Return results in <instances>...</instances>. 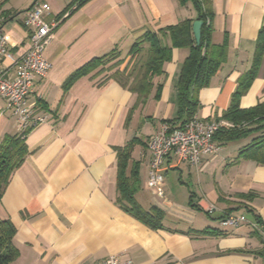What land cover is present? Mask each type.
<instances>
[{
	"label": "crops",
	"instance_id": "0c3cea01",
	"mask_svg": "<svg viewBox=\"0 0 264 264\" xmlns=\"http://www.w3.org/2000/svg\"><path fill=\"white\" fill-rule=\"evenodd\" d=\"M73 1L0 0V33L8 41L0 65L9 74L29 44L25 12L47 3L45 18L55 22L44 51L52 67L35 80L27 99L45 121L27 133L28 154L0 198V220L16 227L18 255L10 264H93L110 255L133 264H264V230L251 225L264 222V163L251 152L240 153L252 136L216 141L217 151L204 154L198 167L170 154L163 163V196L147 187V141L163 120L177 115L178 77L188 48L172 49L165 76L153 77L145 99L115 81L101 84L99 68L62 87L76 69L115 47L126 57L145 31L197 20L193 1L84 0L78 6ZM210 10L207 40L225 50V57L196 92L195 115L218 120L250 71L254 77L239 106L264 102V56L255 59L264 0H210ZM0 109V137L19 132L1 98ZM128 143L125 174H135L140 206L163 212L159 229L118 202L117 149ZM227 215H243L247 222L221 226Z\"/></svg>",
	"mask_w": 264,
	"mask_h": 264
},
{
	"label": "trees",
	"instance_id": "16d2710c",
	"mask_svg": "<svg viewBox=\"0 0 264 264\" xmlns=\"http://www.w3.org/2000/svg\"><path fill=\"white\" fill-rule=\"evenodd\" d=\"M84 0H74L78 6ZM185 0H181L183 2ZM197 10V20H202L201 37L196 43L192 33V20L185 19L175 25L161 28L155 32L145 31L131 45L126 57L120 58L121 52L115 47L109 53L94 58L76 69L64 81L62 87L67 90L80 76L99 68L102 74L101 84L112 80L122 87H127L145 99L153 87L154 76H165L164 64L171 59L172 49L188 48L178 77V111L174 119H165L173 128H181L199 106L196 92L206 87L211 77L225 57V50L209 44L207 40V17L211 15L210 0H192ZM169 39V44L167 43ZM217 52V53H216ZM264 56V21L255 40V59ZM254 72L242 76L233 92L230 104L219 120L224 125L214 133L213 140L226 142L252 136L241 148L240 153L251 152L259 163H264V102L249 108L239 106L240 97L247 91ZM162 83L156 85L157 91ZM158 93V92H157ZM29 131L4 134L0 137V198L9 183L12 173L23 163L28 149L25 143ZM131 143L117 149L118 202L130 215L145 225L159 229L162 227L163 212L156 208L143 209L134 197L135 179L125 174L126 162L130 155ZM257 227L264 230V222L258 221ZM16 227L9 219L0 220V264H10L18 255L14 243Z\"/></svg>",
	"mask_w": 264,
	"mask_h": 264
},
{
	"label": "built area",
	"instance_id": "2783aa9c",
	"mask_svg": "<svg viewBox=\"0 0 264 264\" xmlns=\"http://www.w3.org/2000/svg\"><path fill=\"white\" fill-rule=\"evenodd\" d=\"M50 6L47 3L34 5L25 12L23 25L27 29L29 44L17 61L13 74L0 65V98L5 109L10 110L19 131H30L45 121L28 105V96L33 93L37 78L47 75L52 67L44 51L53 36L55 22L46 20ZM7 38L0 33V63L7 55ZM4 109H0L3 112ZM225 122L205 120L193 115L181 128L170 127L162 122L147 141L150 155L148 164L147 187L153 195L163 196L160 185L164 179V160L172 154L178 161L198 167L202 156L217 151L218 144L213 140L214 133ZM247 220L243 215H227L219 220L225 227L237 228ZM257 227L256 223L251 224ZM93 264H133L131 260L121 261L115 255Z\"/></svg>",
	"mask_w": 264,
	"mask_h": 264
},
{
	"label": "water",
	"instance_id": "95a60500",
	"mask_svg": "<svg viewBox=\"0 0 264 264\" xmlns=\"http://www.w3.org/2000/svg\"><path fill=\"white\" fill-rule=\"evenodd\" d=\"M202 23V20H195L192 23V33L196 43H199L200 41Z\"/></svg>",
	"mask_w": 264,
	"mask_h": 264
}]
</instances>
